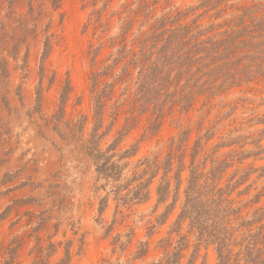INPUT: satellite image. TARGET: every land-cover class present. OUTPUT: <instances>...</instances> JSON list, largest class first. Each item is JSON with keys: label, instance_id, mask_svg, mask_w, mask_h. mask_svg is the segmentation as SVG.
<instances>
[{"label": "rangeland", "instance_id": "rangeland-1", "mask_svg": "<svg viewBox=\"0 0 264 264\" xmlns=\"http://www.w3.org/2000/svg\"><path fill=\"white\" fill-rule=\"evenodd\" d=\"M248 11L264 17V0H0V264H169L184 236L181 264H218L215 246L201 243L188 222L174 230L193 153L200 137L197 162L234 141L214 153L233 161L222 185L250 171L231 195L235 205L264 192V80L212 103L200 96L189 111L167 103L159 125L135 100L139 58L149 35L197 18L189 35L214 25L203 40ZM163 16L165 27L154 26ZM197 66H184L185 77ZM98 94L106 95L100 148L114 146L109 154L126 164L118 180L100 174L87 151ZM166 181L170 195L161 202ZM146 191L147 200L133 198ZM257 209L264 212V195L242 214Z\"/></svg>", "mask_w": 264, "mask_h": 264}, {"label": "trees", "instance_id": "trees-1", "mask_svg": "<svg viewBox=\"0 0 264 264\" xmlns=\"http://www.w3.org/2000/svg\"><path fill=\"white\" fill-rule=\"evenodd\" d=\"M179 18L176 15L172 21L176 22ZM231 19L237 20L238 23L225 29L218 36H209L203 40H200V36L209 33L214 25L209 27V31L198 30L189 35L192 30L190 27L197 22V18L190 24L178 25L170 30L164 29L155 36H148L147 39H152V43L149 51L146 45L143 46L135 92V100L140 102L141 113L151 109L152 113H157L160 125V119L166 115L167 103L170 104V108L174 104H180L183 109L189 111L200 96H205L208 103H212L213 98L235 87H242L255 79L263 82L264 17L259 18L255 13L248 11L241 15H233ZM169 20L170 17L163 16L156 19L154 26L161 21L160 26L165 27ZM167 33L169 34L166 35ZM181 43L183 46L188 45L189 49L179 54L177 46ZM153 48L156 50L151 51ZM195 64L198 66L192 71V75L185 77L183 67L186 66V70L189 71ZM173 70L176 71L174 74ZM261 77L263 79H260ZM182 79L185 80L181 83ZM180 84L181 88L178 90L177 86ZM170 86H175V89L170 91ZM97 96L95 116L99 124L87 146V151L100 174L118 180L126 164L113 160L116 153L109 154V151L113 150L114 146L106 151L100 148L104 134H99L98 130L103 116V99L106 95ZM210 108L211 105L208 111ZM182 134H185L186 138L187 130ZM210 136L212 134L207 140ZM201 139L202 137L199 138L193 153L190 177L185 190L186 198L174 230L180 231L183 223L188 222L189 232L196 233L201 243L215 246L218 264H264V212L260 213L257 209L252 217L248 218L242 214L245 207L260 200L264 195L263 190L243 204L235 205L231 195L247 182L251 172H246L238 179H235L234 175L229 179L230 182L222 185L224 174L233 161L214 153L220 147L234 141H222L216 145L213 152L197 162L196 157L202 147ZM132 152L128 150L122 156H130ZM173 155L171 151L169 159L172 160ZM247 156H250L249 153L245 154V157ZM240 158L242 160L244 155ZM208 160H211L212 165L206 170ZM180 163L182 165L183 161ZM155 174L156 172L152 178ZM148 184L141 185L139 189L146 188ZM249 188L250 186L239 194ZM158 193L159 201H167L170 195V182L162 183ZM134 195L136 197L133 198H137L138 201H145L149 197V192L146 191L142 195L137 192ZM173 208L174 202L168 206L164 216L166 217ZM100 211L102 212V208ZM182 241L185 242L181 243ZM186 242H188L186 236L180 239L175 252L168 255L169 264H181Z\"/></svg>", "mask_w": 264, "mask_h": 264}]
</instances>
